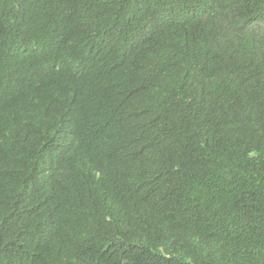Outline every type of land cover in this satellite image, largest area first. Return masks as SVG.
Masks as SVG:
<instances>
[{"label": "trees", "instance_id": "1", "mask_svg": "<svg viewBox=\"0 0 264 264\" xmlns=\"http://www.w3.org/2000/svg\"><path fill=\"white\" fill-rule=\"evenodd\" d=\"M51 41L94 162L66 209L15 106ZM0 264H264V0H0Z\"/></svg>", "mask_w": 264, "mask_h": 264}, {"label": "clouds", "instance_id": "2", "mask_svg": "<svg viewBox=\"0 0 264 264\" xmlns=\"http://www.w3.org/2000/svg\"><path fill=\"white\" fill-rule=\"evenodd\" d=\"M50 46L53 57L46 65L25 61L24 66L32 70L30 76L34 80L55 76L62 80L43 90L26 81L15 106L18 108L19 131L26 127L34 131L40 126L44 128V131L39 132L43 138L37 150L36 179L44 192L47 205L51 208L66 209L72 200L81 201L80 196L90 192L88 190L91 185L73 184L72 175L76 172L90 173L94 166L93 151L85 122L89 113L80 110L87 102L81 103L77 100L83 90L69 81L71 77L68 66L61 54L65 47L53 41ZM27 90H34L36 98L26 95ZM143 158L145 160V156ZM54 216L57 215L53 214ZM7 223L30 240L49 233L32 231L22 226L14 216ZM114 227L118 232L124 231L120 225L115 224Z\"/></svg>", "mask_w": 264, "mask_h": 264}]
</instances>
